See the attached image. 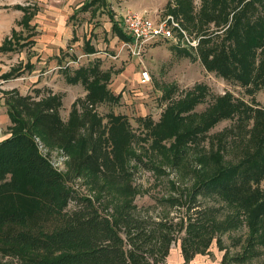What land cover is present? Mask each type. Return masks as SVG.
I'll list each match as a JSON object with an SVG mask.
<instances>
[{
    "label": "trees",
    "instance_id": "1",
    "mask_svg": "<svg viewBox=\"0 0 264 264\" xmlns=\"http://www.w3.org/2000/svg\"><path fill=\"white\" fill-rule=\"evenodd\" d=\"M225 1L203 0L198 13L199 28L192 16L193 0H173L169 12L182 19L186 30L199 33L197 55L206 71L235 82L250 94L264 91V0H261L263 12L258 14L246 11L247 2L252 0H228L223 8ZM106 3L107 0L84 2L70 18L76 12H85L94 5L106 6ZM14 8L24 13L22 24L30 28L35 11H30L28 6ZM109 19L112 33L120 41L128 42L130 37L123 33L113 15ZM210 24L221 32L212 39L202 36ZM14 44L15 47L6 39L0 52L25 46L17 39ZM84 50L87 55L96 52L89 40L84 43ZM15 70L11 69L1 78L19 77ZM109 78L110 73L102 72L99 61H95L76 70L70 81L87 86V100L94 104L119 100L120 94L113 97L106 88ZM173 92V88H164V101L170 100ZM16 93H4L8 95L4 104L12 132L0 141V264H14L12 261L18 264H165L176 239L177 226L172 220L141 216L133 208L129 209L127 203L118 207L111 220L90 197L68 186L61 173L41 154L35 141L38 138L49 149L62 150L74 171H81L85 178L91 179L103 166L117 173V168L122 167L120 155L124 157L133 151L135 135L128 120L121 115H109L111 155L104 148L101 134L92 139V130L100 122L93 111L85 109L79 114L73 106L67 125L62 127L55 113L59 107L56 97L35 103ZM206 96L207 88L195 85L183 98L168 103L158 123L149 121L145 126L152 138V147L179 160L192 143L217 123L234 119L240 130L252 122L235 163L224 157L222 148L207 157H198L201 170L194 174L182 218L183 234L179 238L181 255L188 264L196 255L206 254L213 242L221 248L223 236L245 227V235L230 237L231 246L239 249L230 257L229 251H225L223 261L226 258L225 264H251L259 256V247L264 245V110L252 108L225 93L195 118L193 111ZM49 110L53 112L48 113ZM87 119L90 133L81 135L78 129ZM54 126L59 129L55 130ZM164 142H169V146L163 145ZM46 219L53 222L50 230L45 228Z\"/></svg>",
    "mask_w": 264,
    "mask_h": 264
},
{
    "label": "rangeland",
    "instance_id": "2",
    "mask_svg": "<svg viewBox=\"0 0 264 264\" xmlns=\"http://www.w3.org/2000/svg\"><path fill=\"white\" fill-rule=\"evenodd\" d=\"M28 2L30 3V0ZM173 3V0H113L114 10L110 11L120 24L127 13H141L155 20L172 15L188 40L196 41L195 48L190 46L183 37H180L177 42L160 40L156 43H148L144 47L142 62H139L122 47L123 42L111 32L106 12H100L96 16L90 12H77L73 18L68 20L69 29L74 32V35L70 32L68 39L62 37L63 44L61 45L63 46L61 48L55 47L54 50L46 52L45 45H42L43 40L38 33V35L35 33L33 39H37L41 46H38L37 52L33 51L34 54H32L33 52L30 51L33 47L30 45L32 33L30 32L33 30L25 28L21 31L23 34L19 35L18 43L25 46L15 52L19 55H15L12 60L13 63L21 62V64L15 63L18 67L14 71L16 75H21V78L17 76L18 80L1 84L3 89L0 91L8 95L17 92L16 94L35 103L56 97L59 107L55 113L62 127L67 125L73 106L79 114L85 109L93 111L100 118V122L98 128L92 130V139L98 138L101 134L104 148L108 153L110 151L108 135L111 128L109 115L124 116L128 120L130 130L135 135V141H133L131 154L127 155V152L124 157L120 155L122 167L117 168V173L103 166L102 170L95 171V176L87 179L81 171H74L69 157L62 150L49 149L38 138H35V141L41 154L47 157L52 166L61 173L68 186L80 195L90 197L99 211L111 220H114L116 211L122 203H127L129 209L133 208L134 212L141 216L172 220L177 227L176 239L170 247V252H180L179 238L183 234L184 220L182 218L185 205L194 182V174L201 170L198 157L205 155L207 157L209 153L222 148L224 157L235 163L240 157L239 151L243 145V139L246 140L247 131L252 128L253 124L250 122L238 130L237 121L223 120L212 127L205 136H200L195 143H192L181 154L182 159L174 160L172 154L169 155L160 148L152 147V138L145 122L158 123L168 103L183 98L187 91L192 90L198 84L207 88V96L205 101L194 109L195 118L204 113L216 97H221L225 93H229L234 100L243 101L252 108L264 110V91L258 90L250 94L235 82L225 81L214 73L206 71L197 55L199 33L186 30L182 19L169 12V7H172ZM227 3L228 0L222 7L225 8ZM247 3H249L246 7L247 12L253 11L257 14L263 12L261 0H252ZM202 5L203 0H193L192 16L195 19L196 28L201 26L198 13ZM208 27L204 29L205 33H202V36H209L212 39L221 34L213 24ZM174 36L176 37L177 34ZM87 40L96 51L95 54H85L84 43ZM20 53L23 57L21 60H19ZM32 57L35 61L33 66L29 64V59ZM95 61H99L102 72L110 73L106 88L113 97L120 94L118 101L107 100L90 104L87 100L89 94L87 86L80 81H70L76 70ZM144 69L148 70L151 77V81L145 85L139 80V74ZM164 88L174 89L170 100L164 101L162 97ZM8 95H5V99ZM6 107L3 103L0 108V118L5 116L3 125L0 124L1 141L12 132V123L8 119ZM52 112L48 111V113ZM89 123H91L90 118ZM90 128L87 119L78 132L81 135L89 134ZM54 129L58 130L59 127L54 126ZM163 145L168 147L169 142H164ZM108 158L113 160V157ZM262 188L264 189V183ZM44 225L50 230L53 222L46 219ZM245 233L244 227L240 232L223 236L221 248L213 242L207 253L199 254V257L208 256L207 259L213 263L225 264L226 258L223 261L225 251H229L230 257L239 249L231 246L230 237H235L237 234L245 235ZM7 260L10 261L5 259ZM12 262L18 264L16 261ZM251 264H264V245L259 247V256Z\"/></svg>",
    "mask_w": 264,
    "mask_h": 264
},
{
    "label": "crops",
    "instance_id": "3",
    "mask_svg": "<svg viewBox=\"0 0 264 264\" xmlns=\"http://www.w3.org/2000/svg\"><path fill=\"white\" fill-rule=\"evenodd\" d=\"M42 1H44L45 3H43ZM82 1L83 0H30L29 3L28 0H0V47L3 45L6 39L10 40L13 43V47H15L14 43L16 42V39L19 40L18 39L19 35L23 34L21 31H23L26 28L22 24V18L24 16V13L21 10H17L14 8V6L19 5V6H28L31 9L30 11H35V14L33 15V17L29 22V27L33 28L32 29L33 31L30 32L33 34L30 38V42L32 43L30 45H33L30 51L37 52L39 48L38 46H41V43L38 42L37 39H33L35 33L36 34L38 33L39 35L38 34L37 35L43 40L44 43L42 45H45L44 49L46 52H48V50H54L55 47L61 48L63 46L61 45L63 44L62 39L63 38L68 39L67 38L68 34L70 32H73L70 31L69 29L68 20L71 19L70 17L75 13L77 9H79V7L83 5L84 2H87L89 0H85L84 2ZM112 1L113 0H107L106 6L94 5L91 9H88L83 13L90 12V14H92V12H94L93 14L94 16H96V14L98 15L100 14V12H106L111 30V22L109 19L110 15H113L114 20L117 21L115 19L116 16L110 11V10H114ZM118 24L122 29L121 24L120 23ZM13 32H14V36H12ZM73 33L72 35H74ZM15 49L16 50L14 51L0 52V90L3 89L1 84L6 83L7 81L9 82V81L18 80L17 77L8 80L1 78V75L9 73L11 69H15L18 67L15 65V63L21 64V62L18 61H15L14 63L12 62L13 57L15 55L16 56L19 55L15 53L16 51H19V49L18 48ZM32 54H34V52ZM11 56L12 58H10ZM22 58H23L22 53H20L19 60H21ZM36 58L34 57V60H36ZM32 59L33 57L29 59L30 60L29 64L33 66L35 64V61H33ZM4 99H5V94L2 91H0V108L1 105L4 103L3 102ZM1 119L3 122L1 121ZM4 120H5V116H2L0 118L1 125H3ZM207 258L208 256L204 258V257H199V255H197L189 264H216ZM165 264H184V260L181 255V252H174V251L169 252Z\"/></svg>",
    "mask_w": 264,
    "mask_h": 264
},
{
    "label": "built area",
    "instance_id": "4",
    "mask_svg": "<svg viewBox=\"0 0 264 264\" xmlns=\"http://www.w3.org/2000/svg\"><path fill=\"white\" fill-rule=\"evenodd\" d=\"M124 33L130 37L128 42H123L122 47L125 48L132 57L139 62L143 55L144 47L148 43L158 42L160 40L179 41L183 37L190 46L196 47V41L190 42L185 32L176 21L174 16L167 15L164 18L151 19L141 13H127L122 18L121 24ZM177 34L175 37L174 35ZM141 83L148 84L151 81L148 70L144 69L139 74Z\"/></svg>",
    "mask_w": 264,
    "mask_h": 264
}]
</instances>
